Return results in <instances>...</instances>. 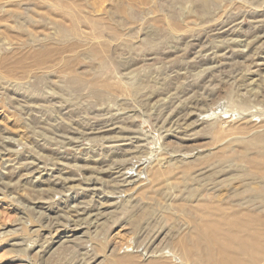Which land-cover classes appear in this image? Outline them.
Masks as SVG:
<instances>
[{
  "label": "rangeland",
  "instance_id": "rangeland-1",
  "mask_svg": "<svg viewBox=\"0 0 264 264\" xmlns=\"http://www.w3.org/2000/svg\"><path fill=\"white\" fill-rule=\"evenodd\" d=\"M232 254L264 264V0H0V264Z\"/></svg>",
  "mask_w": 264,
  "mask_h": 264
},
{
  "label": "bare ground",
  "instance_id": "bare-ground-1",
  "mask_svg": "<svg viewBox=\"0 0 264 264\" xmlns=\"http://www.w3.org/2000/svg\"><path fill=\"white\" fill-rule=\"evenodd\" d=\"M156 176H158V175H156ZM115 181H116V180H115ZM127 184H128V183H127ZM127 186H128V185H127ZM214 226H215V225H214ZM212 227H213V226H210V228H211V229H214V231H215V229H217V228H214V227L212 228ZM207 229H208V228H207ZM211 229H209V230H211ZM219 229H220V228H219ZM201 231H203V232H201V234H199V233H198V229H197V230H196V234L198 233L197 235H199V236L203 234L205 237H207V236L204 234L205 230H201ZM214 231H213V232L210 231V233H214ZM217 231L220 232L219 230H217ZM217 231H215L216 234L218 233ZM206 232L209 233L208 230H206ZM196 234H195V235H196ZM206 234H207V233H206ZM218 234L220 235V237H222V235H221L220 233H218ZM207 235H208V234H207ZM213 235H214V234H213ZM219 235H215V236H217V238L214 237V240H215V241L213 240V236H212V238L210 237L211 234H209V237H210V238H209V237H208V238H209V239H212V241H213L212 243H215V242H217V243H215V244H218V243H219L220 246H219V245H218V246L220 247V251H221V250H222V251H225V250L229 251L231 248H233L234 251H233L232 249H231L230 251L235 252V249H234L235 247H233V244H232V243H230L231 245L227 244L228 241H229L228 239L226 240L227 243L222 242L223 238H221V241H219V240H220V237L218 238ZM204 236H200L199 238L194 236V238H198V239L196 240V241H198V240L201 239V237H202V240L205 241L204 239H206V238H204ZM224 237H225V236H224ZM215 238H216V239H215ZM192 240H195V239H192ZM202 240H200L199 243H200V244L203 243V245L205 246V248L208 247V245L210 244V243H208V242H210L211 240L206 239V241H208V242H205L206 244H204V242H202ZM196 241H194V243H195ZM192 242H193V241H192ZM201 242H202V243H201ZM229 242H230V241H229ZM199 243H198V242L195 243L196 246L198 245V246H197L198 248L201 246ZM207 243H208V245H207ZM212 243L210 244V247H211V248L209 247L210 249H212V246H211ZM241 243H242V244L239 245V246H240L239 248H242V247H241L242 245H245V246L247 245V244H243V242H241ZM192 244H193V243H192ZM185 245H186V246H185ZM203 245H202V246H203ZM213 245H214V244H213ZM187 246H188V247H187ZM196 246H195V250H196V248H197ZM202 246H201V248L204 247V246H203V247H202ZM215 246H216V245H215ZM215 246H214V247H215ZM229 246H232V247L229 248ZM184 247H187V250H191V251H193V250H192V247H194V245L191 247V249L189 248V245H188V244H184ZM188 248H189V249H188ZM198 248H197V250H198V252H200L201 250L199 251V249H201V248H199V249H198ZM205 248H204V249H205ZM209 248H206L205 250L207 251V250H209ZM215 248H216V247H215ZM217 248H218V247H217ZM217 248L215 249V251L218 250ZM245 248L247 249V246L244 247V248H242V249L244 250ZM183 249H184L183 251H184V253H185V254H183V257H184V256L186 255L187 250L185 251V248H183ZM193 249H194V248H193ZM228 249H229V250H228ZM205 250H204V251H205ZM236 250L239 251L240 249H237V248H236ZM243 250H242V251H243ZM202 251H203V250H202ZM209 251H210V250H209ZM212 251H213V249H212ZM230 251H229V252H230ZM195 252H196V251H194V253H195ZM210 252H211V251H210ZM244 252H245V250H244ZM213 253L215 254L216 252H212V254H213ZM217 253H219V250L217 251ZM214 254H213V255H214ZM221 254H224V252H221ZM187 255H191V253H189V254H187ZM187 255H186V257H189V256H187ZM218 255H220V254H218ZM222 256L224 257V255H222ZM233 256H234V255L232 254V255H230V256H227L226 258L224 257V258H223L224 260H223V259H222V260L224 261L225 264H234V263L236 262V258H234L235 256H234V257H233ZM192 257H193V255L191 256V259H192ZM189 258H190V257H189ZM189 258H187L188 260H185V261H189V260H191V259H189ZM218 258H219V257H218ZM218 258H217V255H216L215 259H217L218 261H222V260H220V258H222L221 256H220L219 259H218ZM213 259H214V258H213ZM214 261H215V260H214ZM218 261H217V262H218ZM215 262H216V261H215ZM217 262H216V263H217ZM188 263H191V261L188 262ZM216 263H215V264H216ZM186 264H187V263H186ZM217 264H219V262H218ZM220 264H222V263H220Z\"/></svg>",
  "mask_w": 264,
  "mask_h": 264
}]
</instances>
